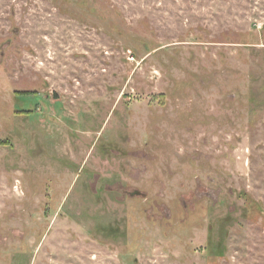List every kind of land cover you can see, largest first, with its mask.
Returning <instances> with one entry per match:
<instances>
[{"label": "rangeland", "instance_id": "1", "mask_svg": "<svg viewBox=\"0 0 264 264\" xmlns=\"http://www.w3.org/2000/svg\"><path fill=\"white\" fill-rule=\"evenodd\" d=\"M0 264H264V0H0Z\"/></svg>", "mask_w": 264, "mask_h": 264}]
</instances>
